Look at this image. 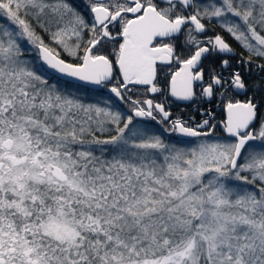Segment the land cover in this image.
Wrapping results in <instances>:
<instances>
[{
	"label": "snow or ice",
	"instance_id": "1",
	"mask_svg": "<svg viewBox=\"0 0 264 264\" xmlns=\"http://www.w3.org/2000/svg\"><path fill=\"white\" fill-rule=\"evenodd\" d=\"M0 264H264V0H0Z\"/></svg>",
	"mask_w": 264,
	"mask_h": 264
},
{
	"label": "flooded vegetation",
	"instance_id": "2",
	"mask_svg": "<svg viewBox=\"0 0 264 264\" xmlns=\"http://www.w3.org/2000/svg\"><path fill=\"white\" fill-rule=\"evenodd\" d=\"M86 2H87V0H85V3ZM215 31L220 32L221 30L217 27L215 29ZM222 34L225 35V38L232 45V47H234L237 50V52L242 51L240 46L234 40H232L230 37H228L226 33H222ZM209 35H212V33L209 32ZM208 63H209V61H205L206 66ZM213 63H215L216 66L218 67V58H217V61H213ZM173 70H175V66H173ZM197 92L199 95V82L197 85ZM149 98H150V94H149ZM235 98L243 100L245 97L243 95H240V96H237ZM160 99H161V97L157 96V100H160ZM169 103L171 104V110H172L173 116L182 115V116H184L185 119H188L189 117H195L197 122L201 119V116L198 114L197 110L198 109L203 110L205 106L208 109L213 110L216 113L221 112V108L219 107V105H220V98L219 97L214 98V100H212V101L205 100L203 102L197 101L195 103L174 101V98H169ZM123 107L126 110L127 105H124Z\"/></svg>",
	"mask_w": 264,
	"mask_h": 264
},
{
	"label": "water",
	"instance_id": "3",
	"mask_svg": "<svg viewBox=\"0 0 264 264\" xmlns=\"http://www.w3.org/2000/svg\"><path fill=\"white\" fill-rule=\"evenodd\" d=\"M181 102H183V101H181Z\"/></svg>",
	"mask_w": 264,
	"mask_h": 264
}]
</instances>
